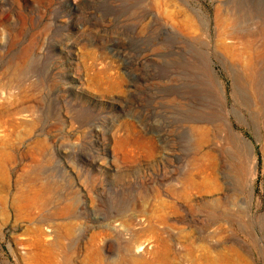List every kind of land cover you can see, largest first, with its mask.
Returning <instances> with one entry per match:
<instances>
[{"label": "rangeland", "instance_id": "obj_1", "mask_svg": "<svg viewBox=\"0 0 264 264\" xmlns=\"http://www.w3.org/2000/svg\"><path fill=\"white\" fill-rule=\"evenodd\" d=\"M0 264H264V0H0Z\"/></svg>", "mask_w": 264, "mask_h": 264}]
</instances>
